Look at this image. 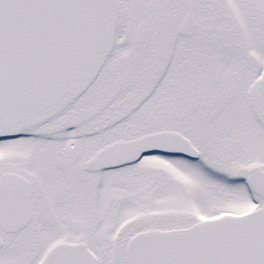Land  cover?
<instances>
[{"label":"snow or ice","instance_id":"obj_1","mask_svg":"<svg viewBox=\"0 0 264 264\" xmlns=\"http://www.w3.org/2000/svg\"><path fill=\"white\" fill-rule=\"evenodd\" d=\"M0 264H264V0H0Z\"/></svg>","mask_w":264,"mask_h":264}]
</instances>
